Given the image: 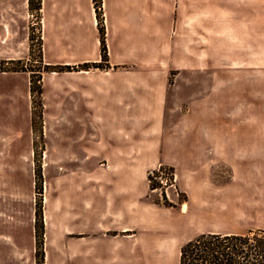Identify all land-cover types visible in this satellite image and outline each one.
Wrapping results in <instances>:
<instances>
[{
	"label": "crops",
	"instance_id": "0c3cea01",
	"mask_svg": "<svg viewBox=\"0 0 264 264\" xmlns=\"http://www.w3.org/2000/svg\"><path fill=\"white\" fill-rule=\"evenodd\" d=\"M100 4L99 26L92 0L41 3L48 36L69 38L56 47L69 53L59 64L72 66L54 72L44 102L61 143L53 164L73 167L56 176V202L42 211L46 260L179 264L180 247L200 233L264 229V121L247 107L235 124L230 84L216 82L225 62L264 63V0ZM170 69L213 71L216 88L178 98ZM175 100L186 102L179 113ZM159 165L173 168L184 195L175 206L149 198Z\"/></svg>",
	"mask_w": 264,
	"mask_h": 264
},
{
	"label": "rangeland",
	"instance_id": "374dc122",
	"mask_svg": "<svg viewBox=\"0 0 264 264\" xmlns=\"http://www.w3.org/2000/svg\"><path fill=\"white\" fill-rule=\"evenodd\" d=\"M36 1L31 0L30 6L29 0H0V264H69L65 252L58 260H46L42 214L46 206L56 202V176L70 174L73 168L53 164L61 161L56 150L61 143L57 141L56 119L46 114L44 105L47 94L53 93L48 89L53 87L54 72L67 71L45 70V65L61 66L62 59H69L64 48L56 50L69 38L63 33L48 36L42 0L38 9ZM92 2L100 26L101 0ZM223 2L229 5V0ZM225 13H229V6ZM49 41L54 44L50 51ZM252 64L264 65L258 61ZM236 66L225 62L223 77L216 82L230 84L235 124L243 121L247 107L258 124L264 121V69H242L240 63ZM212 72L170 69L168 87L178 98L207 94L216 88ZM173 104L179 106V113L186 102L175 100ZM171 179L174 188L167 189L169 200L179 201L182 193L175 185L174 172ZM162 193L163 188L161 195L157 189L149 198L161 201ZM57 202L61 204V199Z\"/></svg>",
	"mask_w": 264,
	"mask_h": 264
},
{
	"label": "trees",
	"instance_id": "16d2710c",
	"mask_svg": "<svg viewBox=\"0 0 264 264\" xmlns=\"http://www.w3.org/2000/svg\"><path fill=\"white\" fill-rule=\"evenodd\" d=\"M36 9L40 8V1H36ZM31 6V0H29ZM102 37L103 30L99 28ZM41 58V55L39 54ZM101 61H107L106 48L103 37L101 40ZM88 65H84L87 67ZM99 66V65H93ZM69 65H45V70H71ZM39 80V79H38ZM158 171L170 173L173 177V168L166 165H159L148 173L150 189L159 186L153 177ZM170 176V178H171ZM162 200H152L154 203L165 206H175L176 203L169 201L164 193ZM182 198L179 201L184 199ZM179 264H264V229H249L242 234H217L200 233L180 247Z\"/></svg>",
	"mask_w": 264,
	"mask_h": 264
},
{
	"label": "built area",
	"instance_id": "2783aa9c",
	"mask_svg": "<svg viewBox=\"0 0 264 264\" xmlns=\"http://www.w3.org/2000/svg\"><path fill=\"white\" fill-rule=\"evenodd\" d=\"M156 179L159 183V186L157 188H154L153 191L159 189V195H161V189H164L165 197L169 200V195L167 193V189L172 187L174 188V183L172 179L163 171H158V175L153 177Z\"/></svg>",
	"mask_w": 264,
	"mask_h": 264
}]
</instances>
